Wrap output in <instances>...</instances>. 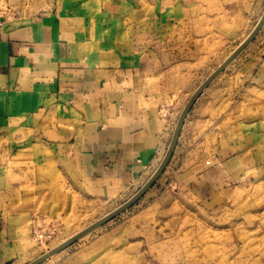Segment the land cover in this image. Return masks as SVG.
I'll list each match as a JSON object with an SVG mask.
<instances>
[{"label": "crops", "instance_id": "crops-1", "mask_svg": "<svg viewBox=\"0 0 264 264\" xmlns=\"http://www.w3.org/2000/svg\"><path fill=\"white\" fill-rule=\"evenodd\" d=\"M211 4L241 29L255 25L264 9V0H216L204 1L203 10ZM150 7L156 11L149 21L140 10L137 19L142 30L153 26L154 40L191 21L176 6L155 1ZM116 18L105 5L90 17L62 10L0 28V143L13 151L46 148L87 199L111 198L157 167L188 102L217 69L195 84L187 64L156 45L119 44ZM207 21L215 28L210 39H219L217 17ZM140 35L149 36L146 30ZM253 42L207 86L183 123L168 166L196 158L174 174L192 197L197 191L214 197L223 184L242 178L240 138L252 136L251 107L264 92V49L251 48ZM8 197L0 192V264H14L30 249L29 209L21 206L22 194Z\"/></svg>", "mask_w": 264, "mask_h": 264}, {"label": "rangeland", "instance_id": "rangeland-1", "mask_svg": "<svg viewBox=\"0 0 264 264\" xmlns=\"http://www.w3.org/2000/svg\"><path fill=\"white\" fill-rule=\"evenodd\" d=\"M155 1L176 6L179 16L190 17L192 23L160 29L162 35L156 40L152 37L155 29L147 24L149 36L143 39L140 31L145 30L138 23V12L147 13L149 21L156 11L150 7ZM189 1L0 0V28L62 10H82L90 17V13H103L105 5H112L117 15L113 32L119 33V44L156 45L172 56V61L186 63L197 84L230 56L257 23L241 29L243 24L224 10L217 12L212 4L210 10H203L204 1L216 4V0H194L196 5L186 8ZM209 15L220 23L219 39H210L215 28L207 21ZM256 38L251 48L263 50L264 26ZM256 101L251 107L252 120L256 118L253 134L240 138V181L232 179L231 184H223L214 197L201 198L199 191L198 195L190 192L192 197L175 183L174 174L196 158L184 165L174 161L131 208L42 264H264V92L257 93ZM12 147L7 141L0 143V192L9 197L23 195L21 206L29 209L31 231L30 249L22 251L14 264H29L122 207L157 168L146 169L111 198L87 199L67 182L46 148L43 151L39 146L34 152H26L13 151ZM231 188L234 191L228 192Z\"/></svg>", "mask_w": 264, "mask_h": 264}, {"label": "water", "instance_id": "water-1", "mask_svg": "<svg viewBox=\"0 0 264 264\" xmlns=\"http://www.w3.org/2000/svg\"><path fill=\"white\" fill-rule=\"evenodd\" d=\"M264 26V17L262 19V21L259 23V25L256 27V29L254 30V32L252 33V35L247 39V41H245L240 48L199 88V90L195 93V95L192 97V99L189 101L187 107L185 108L184 112L182 113V116L179 119L176 131L174 133V137L172 140V143L170 145V149L168 151V154L164 160V162L162 163L161 167L159 168V170L157 171V173L154 175V177L151 179V181L135 196L133 197L130 201H128L125 205H123L122 207H120L119 209H117L115 212L111 213L110 215L106 216L105 218H103L102 220L98 221L97 223H95L94 225H92L91 227H89L88 229H86L85 231H83L82 233L78 234L77 236H75L74 238L70 239L69 241L65 242L64 244L60 245L59 247H57L56 249L52 250L49 254L44 255L43 257L39 258L38 260L34 261L31 264H42L44 263L47 259H49L51 256L60 253L61 251H63L64 249L68 248L69 246H71L72 244H74L75 242H77L80 238H82L83 236H85L86 234H88L89 232L94 231L95 229L105 225L107 222L111 221L112 219H114L115 217L119 216L120 214L124 213L125 211H127L129 208H131L136 202H138L143 196L144 194L152 187V185L157 181V179L161 176V174L164 172L166 166L168 165L173 152L175 150V147L177 145V141L183 126V123L189 113V111L191 110L192 106L194 105L195 101L197 100V98L201 95V93L207 88V86L213 81L215 80V78L221 74V72L224 71V69L237 57L239 56V54L241 52H243L247 46H249V44H251L253 42V40L255 39V37L257 36V34L260 32V30L262 29V27Z\"/></svg>", "mask_w": 264, "mask_h": 264}, {"label": "bare ground", "instance_id": "bare-ground-1", "mask_svg": "<svg viewBox=\"0 0 264 264\" xmlns=\"http://www.w3.org/2000/svg\"><path fill=\"white\" fill-rule=\"evenodd\" d=\"M244 5H245V4H244ZM263 17H264V10H263V12H262V14H261V17L259 18V20H258L256 26L252 29V31L249 33V35L243 40V42L240 43V45L236 48V50H235V51H234V52H233V53H232V54H231V55H230V56H229V57H228V58H227V59H226V60H225V61H224V62H223V63H222V64H221V65H220V66H219V67H218V68H217V69H216V70H215V71H214V72H213V73H212V74L206 79V80H205V82H206V81H207V80H208V79H209V78H210V77H211V76H212V75H213V74H214V73H215V72H216V71H217V70H218V69H219V68H220V67H221V66H222V65H223V64H224V63H225V62H226V61H227V60H228V59H229V58H230V57H231V56H232V55H233L238 49H239V48H240V46H241L245 41H247V39L252 35V33L254 32V30L256 29V27H257V26L259 25V23L262 21ZM260 31H261V30H260ZM258 34H259V33H258ZM258 34H257V35H258ZM255 38H256V37H255ZM249 45H250V44H249ZM247 47H248V46H247ZM240 54H242V52H241ZM240 54H239V55H240ZM237 57H238V56H237ZM237 57H236V58H237ZM236 58H235V59H236ZM235 59H234V60H233V61H232V62H231V63H230L225 69H227V68H228V67H229V66L235 61ZM225 69H224V70H225ZM222 73H223V72H221V74H222ZM221 74H219V75H221ZM219 75H218L217 77H219ZM217 77H216V78H217ZM216 78H215V79H216ZM213 81H214V80H213ZM213 81H212V82H213ZM205 82H204V83H205ZM212 82H211V83H212ZM204 83H203V84H204ZM211 83H210V84H211ZM203 84H202V85H203ZM210 84H209V85H210ZM202 85H201V86H202ZM201 86H200V87H201ZM198 90H199V88H198ZM198 90H197V91H198ZM197 91H196V92H197ZM196 92H195V93H196ZM194 95H195V94H194ZM194 95H193V96H194ZM191 99H192V98H191ZM191 99H190V100H191ZM188 103H189V102H188ZM187 105H188V104H187ZM186 107H187V106H186ZM186 107H185V108H186ZM184 110H185V109H184ZM183 112H184V111H183ZM181 116H182V115H181ZM178 122H179V121H178ZM177 125H178V124H177ZM176 128H177V127H176ZM179 136H180V135H179ZM173 137H174V136H173ZM178 139H179V138H178ZM172 140H173V139H172ZM177 142H178V141H177ZM171 143H172V142H171ZM170 145H171V144H170ZM175 148H176V147H175ZM169 149H170V146H169ZM169 149L167 150V152H166L164 158L162 159L161 163H158L159 165H157V168L155 167L156 170L154 171L153 175H152V176L150 177V179L146 182V184L140 189V191H141V190H142V189H143V188H144V187H145V186L151 181V179H152V178L154 177V175L157 173V171H158L159 168L161 167L162 163L164 162V160H165V158H166V156H167V154H168ZM174 151H175V150H174ZM173 153H174V152H173ZM172 156H173V155H172ZM170 160H171V159H170ZM156 164H157V163H156ZM140 191H139V192H140ZM139 192H138V193H139ZM138 193H137V194H138ZM137 194H135V196H136ZM135 196H134V197H135ZM129 201H130V200H129ZM124 205H125V204H124ZM115 211H116V210H115ZM115 211H113V212H115ZM113 212H112V213H113ZM110 214H111V213H110ZM110 214H108V215H110ZM108 215H106V216H108ZM106 216H105V217H106ZM105 217H104V218H105ZM102 219H103V218H102ZM102 219H101V220H102ZM99 221H100V220H99ZM97 222H98V221H97ZM97 222H96V223H97ZM94 224H95V223H94ZM94 224H92V225H94ZM92 225H91V226H92ZM91 226H89V227H91ZM89 227H87L86 229H88ZM99 228H100V227H99ZM86 229L80 231L79 233H77V234L74 235L73 237L69 238V239L66 240L65 242H67V241H69L70 239L74 238L75 236H77L78 234L82 233V232L85 231ZM97 229H98V228H97ZM97 229H95L94 231H96ZM94 231L89 232L88 234H86L85 236H83L82 238H80L79 240H81V239L87 237L88 235H90V234L93 233ZM79 240H78V241H79ZM65 242H64V243H65ZM64 243H62V244H64ZM62 244H60V245H62ZM60 245H59V246H60ZM59 246H58V247H59ZM56 248H57V247H56ZM56 248H54V249H56ZM54 249H53V250H54ZM51 251H52V250H51ZM51 251H49V252L46 253V254H49ZM46 254H45V255H46ZM55 255H57V254H55ZM55 255L51 256L50 258L54 257ZM43 256H44V255H43ZM43 256H41V257H43ZM41 257H39V258H41ZM39 258L35 259L34 261L38 260ZM50 258H49V259H50ZM49 259H47V260H49ZM47 260H46V261H47ZM34 261L30 262L29 264L33 263Z\"/></svg>", "mask_w": 264, "mask_h": 264}]
</instances>
